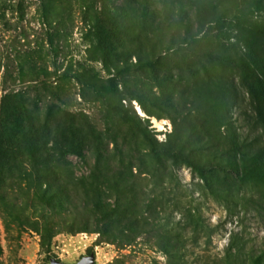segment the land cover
<instances>
[{
    "label": "rangeland",
    "instance_id": "374dc122",
    "mask_svg": "<svg viewBox=\"0 0 264 264\" xmlns=\"http://www.w3.org/2000/svg\"><path fill=\"white\" fill-rule=\"evenodd\" d=\"M218 12L264 21V0H0V141L15 113L56 147L40 170L89 229L46 233L33 189L10 178L32 169L0 162V264H248L261 253L264 193L235 175L253 113L217 59Z\"/></svg>",
    "mask_w": 264,
    "mask_h": 264
},
{
    "label": "trees",
    "instance_id": "16d2710c",
    "mask_svg": "<svg viewBox=\"0 0 264 264\" xmlns=\"http://www.w3.org/2000/svg\"><path fill=\"white\" fill-rule=\"evenodd\" d=\"M214 24L217 59L222 67L237 72L239 84L246 91L253 113L251 125L240 124L241 131L235 139V175L241 183L252 185L264 193V21H257L242 14L230 16L225 12H218ZM235 47L241 50V55L231 54ZM115 92V81L111 79L107 93ZM118 112L122 114V119L126 123L135 126L139 122L136 115L130 116L122 110ZM7 117L9 115H6ZM19 121L18 116L13 113L9 127L13 138L8 137L0 141V162L11 163L17 168L28 165L32 170H21L17 175H12L13 171L10 178L17 179L16 182L24 181L27 189H33L34 197L44 208L46 233H50L49 225L55 224L74 233L89 230L87 221L77 220L79 218L76 205H73L71 199L61 191L56 179H48L40 170L59 160V157L53 156L57 153L55 150L57 148H49L34 137L28 136L26 128ZM96 193L100 195L105 192L97 187ZM83 194L88 203L89 191L86 189ZM66 205L69 207L66 208ZM91 209L105 213L107 206L101 202L97 204L93 202ZM71 211H76V217H71L69 223L65 218L59 222L55 221L57 214L69 215ZM236 262L246 264L239 259H236ZM248 264H264V249L259 255L252 256Z\"/></svg>",
    "mask_w": 264,
    "mask_h": 264
},
{
    "label": "water",
    "instance_id": "95a60500",
    "mask_svg": "<svg viewBox=\"0 0 264 264\" xmlns=\"http://www.w3.org/2000/svg\"><path fill=\"white\" fill-rule=\"evenodd\" d=\"M52 264H60V263L59 262H52ZM77 264H94V257L90 256V257L84 258Z\"/></svg>",
    "mask_w": 264,
    "mask_h": 264
}]
</instances>
